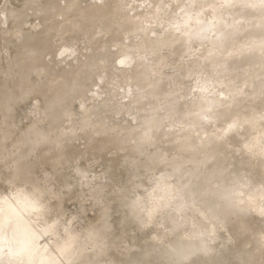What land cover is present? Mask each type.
I'll return each mask as SVG.
<instances>
[{
	"label": "rangeland",
	"instance_id": "rangeland-1",
	"mask_svg": "<svg viewBox=\"0 0 264 264\" xmlns=\"http://www.w3.org/2000/svg\"><path fill=\"white\" fill-rule=\"evenodd\" d=\"M59 1H60L59 3L64 2V0H59ZM137 1H139V2H137ZM153 1L154 0H151V2L153 3L152 4L149 0H145V1L144 0L143 1H141V0H107L106 1L107 3L105 2V4L108 8V12H103L102 9H100V8L105 7V4H102V3L96 4V0H78L76 2H79L81 4L82 3L85 4L86 2L88 3L86 10L85 11H77V10L68 11L66 20L69 21V24L66 27H61V25H60L58 30H56V32L53 31L54 33H57L56 35H54L53 32H51L50 34H48L44 37H41L42 36L41 35L42 30L45 29V27L47 26L46 16L49 17V15L51 14L50 15L51 17H49V18L52 19V21H54L53 23L59 25L62 23V21L65 20L63 11H59V12L53 13V14L49 13V12H51V10L49 11V10L45 9L43 7L42 1L38 0L37 2L41 3L42 5L38 6L35 9L34 13L28 12V14H26V11H30V10L27 7V5L25 4V0H0V60L2 61L1 65H0V85L2 86V87L0 86L2 88L1 91L6 93L7 95H9L10 97H14L16 95L15 94L16 91H14V90L18 89L17 85L20 83L22 85V88H23L22 95H24L22 97L23 99L21 101H19L13 105L14 110L12 112V116H11V118L8 117L6 120L7 124H11L13 126L11 128H7V133H10V134H7L5 126L3 124L1 125V123H3L5 120L2 118V116L0 114V162H2V163H4V162L8 163L9 162L10 164L12 162H14V163L16 162L15 164L12 163V165L15 168L19 167V169H17V170H21V169L23 170L24 169L23 173L25 175H26V173H28L26 171V169H33L32 171L29 170V172L34 171V173L37 174V176L34 178H33L34 173L33 174L30 173L32 175L31 178H30V175H29V177H27L28 174H27V176L22 174L24 177L28 178V181L24 178L25 181H27V182H25V181H23V182H25L26 184L32 178H33L32 182H34V183H35V181L38 182L39 180H44L45 178H48L46 180L49 183V185L46 181H45V185L47 188H49V187L51 188V189L49 188L50 190L48 189L51 192V194L48 191H47V193L51 196L50 200H51V204H53V206H51V204L48 205L50 203L49 202L50 200H49V195L47 193L45 194V191H44L47 189L43 184L44 181H42L40 183V184H43L42 186L41 185L39 186V184L36 185L37 183H35V184L31 183V184H29L28 187H26L27 185L25 183H23V185L20 184L18 187L16 185V183L15 184L13 183L15 180H17V179H15V178H17V176L12 175L13 173L15 174L17 171L11 172V170L13 169L12 165L6 167L7 164L4 163L5 165L4 164L1 165L2 163H0V165H1L0 168L2 166L6 167L5 169L2 167L0 170L1 171L0 173L5 172V174H6L9 172L8 168L10 169L12 167V169H10V172L12 173L11 175L14 176V177H12L13 178L12 179L11 175L8 173L7 174L8 179L5 177L8 180L7 181V180H5L4 175H3L4 179L2 178V180H4V181H2V180L1 181H2V183L3 182L4 183L0 186L3 187V185L5 184V181H7L8 183H6L7 184L6 187H9L11 185L10 190L12 189V186L16 185L15 187H17V189L19 188L18 191L20 192V190H21L20 194H22V195L26 194L25 196L23 195L20 197V194L18 195V193H17L18 191L15 188H13V190L15 189L14 191L17 193L16 197H18L19 201L22 202V203L21 202L19 203V201H18V203H19V205H18V203L16 202V198H15V201H10L11 197L9 198L10 194H13L12 196H15L16 193H14L13 190H11L13 193L11 192L9 194L8 192H10V191L4 190L6 188V187H4L3 191H4V193L6 192L8 195L7 194L5 195L4 193H2L3 192L2 190H1L2 192L0 191L1 192L0 208H1V203L2 204H3V202L5 203V201H2V200L9 199L10 202L9 203L6 202L5 204H3V207L1 208L2 212L0 214H4V212H5L6 216L0 215V220L5 221V219L7 218L6 219L7 222L6 221L5 222L8 225L10 223L11 219H13V221H15L14 218H16V217H19L18 219L23 220V221L28 219L29 217H31L33 215H34V217H36L37 212L34 214H31V210H30V212H28L29 211L27 209L28 207H26L27 204H28V206H30L31 203L33 202V201L31 202V199L33 197L32 195H34V197H36V199L39 197L41 198V200L39 198V200L34 201L35 205L40 206V208H41L40 214L38 213L39 215H38V218L35 220V222H38V219L44 220V218H46L48 213H49L48 217L53 216L55 218V219L51 218V221H50V218H48V217L46 218L47 222L50 221L48 223V225H51L50 227H52V229H50L46 225L47 222L45 220L42 223L43 225L41 224L42 220L41 221L39 220L40 223L39 222H38L39 224L36 223V225H38L37 228H39V231L42 230L44 232L41 231V233H38L39 231L37 228L36 229L24 228L21 230V233L23 232V234H24L26 232L25 235H27V236H25V235L21 236L22 234H20V236H16V239H13L14 236H12L13 241L16 240L14 242L16 243L17 246L16 245H14V246H16L17 248H18V245L20 248V244H21L20 241L22 242L19 252L22 250L21 253H23V252L24 253L21 254L18 252L19 253L18 254L19 256H18L17 254H15V253L13 254V252H12V251H14L13 249L15 248V252L17 253L18 250L16 251V247H13V248L8 247L10 249L12 248V251L6 247L3 249H4V251H5V249H7L8 252L7 251L4 252L6 254V256H4V257H8L9 253H10L9 251H11L12 254H10V256L13 255L12 257H20V256L25 257V258L27 257L26 260H28V257H31V256L28 255L29 251H24V249L30 250V248H32L31 247L32 244L30 243L31 245L29 244V246H28L27 243L29 242V239L28 240H26V239L27 238L36 239L37 236H40L39 237V239L41 238L40 240L36 239L37 241H39L38 243L36 242V247L40 246L39 247L40 249H37V250H42V254H39L40 256L43 255V250H44L43 248H45V250H47L46 247H44L47 245L43 244V243H47L45 241L46 239L52 238L53 239L52 241L56 244L63 242V244L61 243L59 245L65 246V249H66L65 250L64 247L61 246L60 247L61 249L59 250V251H62L61 255H60V252H58V253H55L53 255H50L51 257H49L47 255L48 250L46 251L47 253L44 252V254L46 253V257L47 256L49 257V258H46V259H49V261H50L49 264H53V262L56 264H64V263H67L70 261L73 262V259L78 254H84V255L88 256L89 252L86 249L90 243H94L92 245L90 244V246L93 247V250H95L96 252L99 251V253H101L100 257H98L96 259L97 262L95 261L96 264L98 262L100 264H103V263L109 264L110 263L109 260H111L113 258H115L117 260V262H120V263L123 262V264H128V261H129V264H140V263L146 264L149 261L147 262V261H143V260L147 259V257H145V254L147 252L148 253L146 256L149 257L150 255H152L151 256L152 259H151V257L149 258L150 261L156 260L155 262H157V261H159V259H163L162 257H160L158 252L161 250H164L165 248L168 249L169 247H171L168 237L171 240H173V242H175V243L178 242L176 240H180V237H178L179 235L177 237L171 236V234H173L174 229L175 230L180 229L179 234L185 230V234L187 236L191 235V234H188L189 231L191 233V232L195 231L196 229H198V230H200V232H202L200 234V235H202L201 238L208 236V234H210L209 236H211L212 238H215V239H216V237H218L217 236L218 234L216 233V231H210V230L204 231L203 229L199 228L202 224V222L198 218L199 210L194 209V210L189 211V212L188 211H186V212H183V211L179 212L178 211V210H181V205L183 204L184 200L190 199V197L187 194L184 195L183 193L177 194L176 191L173 189V186L175 185L177 179H181L184 182H186L187 183V184H185L186 188L190 192H192L191 189L194 187H196V189L198 188V189L203 190V188H205L207 185H214V184L219 185L221 183L228 184V182H227L228 171L227 170H229L232 166H234L233 162H232V165H228L232 161V157H230V156H233V158H236V161H238L239 157H237V156L239 153L243 152L245 154L254 156L257 153H259V151L261 150L260 132H259L258 128L256 127L255 123L253 121L249 123V127H248L250 129L249 137L243 144H240L241 148L237 147L239 143L237 142L238 140H236L234 138L230 139L227 143H221L220 142V144L218 145V143L220 141L219 139L225 138L226 136L229 135L230 132H231V134L232 133L238 134L243 129V127L241 125H237V127L233 128L231 130H227L225 132L220 133L217 137L218 139H215V140L211 139L212 141L204 139L203 142L200 141V144L198 145L196 151H194L192 156H185L183 153H181L178 150L166 149L162 146V144L160 142H158L156 139H153V138H155L156 132H158V131L161 132L162 134H165V136L170 137V138H171L170 135H172V137H174L177 133H180L182 131V129H183L182 124L177 123L176 118H175L176 116L175 115H172V116L166 115V113L168 111V108H167L168 104H173V103H177V102L184 103V104H193V103L200 102L198 105V108L201 111V115L204 116L202 118L206 119L205 122L206 123L210 122V124L209 123H208L209 125H207L205 123L203 124V122H201L203 120L201 119V121H200L201 123L199 125H197V128L199 131L208 130V129L212 130L219 125V123H220V121L218 119L219 112H216L214 109H212V106L219 108V106H221V102H218V101H210L209 102V100H212L214 97H217L218 96L217 94L220 93L219 92L220 90L218 87L219 86L218 82H217L216 86H215L216 83H214L215 81H218L217 80L218 78L216 77L218 75V73L215 72L216 73L215 74L214 71H211L209 68H207L209 65V64H207L208 61H206V66H205L206 68L202 69V71L200 70L199 73L196 72L197 75H195L196 74L195 73V74H193L194 77H192L193 75H191L190 77L186 76L188 79L190 78L192 80V83H191L190 79H189L190 80V82H189V80H187V78H185L184 76L183 77L185 79L183 77H181L180 82L179 81H173L172 78L177 76L179 72L181 74V71H182L181 69L183 67L185 69L186 65H189V64L191 65V63H193L196 59H198V57L200 55L199 53L202 54V52H203L202 56L200 55V57H203V55H206L207 51L211 47L210 42L208 40L204 39L205 42L200 43V42H203V40L201 41V39H198L200 41V42H198V40L196 39V36L193 35V33L191 32V31H193L195 33L196 31H198L196 28H197V24L200 22V20L202 22L203 21L202 19L204 18L203 22H205V19H207L208 21L207 20L206 21L210 24L211 27L214 28L213 30H217L218 26H219L218 23H220V22L216 19L217 18L219 19V17H220V20L222 19L220 14H223L222 16L224 18H226L225 17L226 16L225 15V10H226L225 8H227L228 11L231 10L230 11L231 13L230 12L229 13L232 16L229 15L228 11L226 12V14L228 13V18L230 17L233 20V19H235V16H237V12L239 14H242L244 11H246V9H248L249 4L245 3L243 5H237L235 3H232L235 5L224 6L223 1L220 0L221 1V2H219L220 7H221L220 9H222L220 11H222V13L220 11H219L220 14L218 11H217L218 13H215L216 11L214 12V10H213L211 12V14H209L211 8L208 7L207 4L204 5V3L200 0H196V2L194 3V0H193L195 7L192 5V8L197 9L196 7L199 5V3L200 4L202 3L203 8L206 6V9L209 10V12H208V10L205 11L204 10L205 8L198 10L201 7V5H199L200 7L197 9L198 12L201 10L202 11L204 10L207 13H205V12L198 13L197 11L192 9L195 11V13L193 12L195 15L197 12V16H195V15L193 16L191 13L192 10L189 11L190 13L187 11L188 7H189L188 10L191 9L190 7H191L192 0L191 1H189V0H177V2H176V0H159V1L155 0L154 1L155 3ZM160 1H162L163 3L161 4ZM197 1H200V2H197ZM159 2H160V4H159ZM183 3H184V6H183ZM196 3H198V5H196ZM261 3H264V0L252 1V3L250 2V6L254 8L256 6H259ZM140 4H142L141 7H139ZM147 4H150V5L147 6ZM188 4L190 6H188ZM143 5H145L144 6L145 8H148V7L150 8V6H151L150 9H153L154 7H156V8H154V10L151 11L149 8L145 9L144 7H142ZM154 5H156V6H154ZM161 5L163 8L161 7ZM164 6H168L167 8H169V9L166 11V7H164ZM186 6H187V8H186ZM157 7L160 9H158ZM178 7H179V9H177ZM182 8L183 9L186 8L184 11H187L186 13L185 12L181 13L183 16H184V13L186 16L189 13V14H191L190 16L198 18V19L194 18L196 20V22H194L193 24L191 23L192 25H194L195 23L198 22L197 24L194 25L192 30H190L192 25H191V27H189L190 22H187L188 25L187 24L185 25V23L183 22V21H185L184 19H186V18H184V17H186V16H184V17L182 16L183 18L181 17L182 18L181 21L183 20L182 21L183 23L182 22H179V24L176 23V22H178L177 18L180 17V15H181L180 12L183 11ZM223 8H224V10H223ZM137 9L138 10L140 9V11H138V15L141 12L140 17L136 14ZM170 9H171L170 15L172 16L171 19H170V15L168 16ZM145 10L147 11V14L150 11H151V14L152 13L156 14L154 16L155 18L152 20L153 22L150 20V19H152L151 17L153 15L148 14L149 16L148 15L147 16L149 17V19H147L148 17L146 16ZM148 10H149V12H148ZM129 11H131V12H129ZM155 11L157 13H155ZM158 11H161V13L160 12L158 13ZM175 11L177 14L179 12V16L178 15L176 16V13H174ZM162 12H164V14ZM135 14H136V16H135ZM160 14H163V17H161ZM198 14H201V15L199 16ZM216 14H218L219 16L217 15L218 16L217 17ZM141 15L142 16L145 15V16L141 17ZM167 16H168V19H167ZM89 17H93L94 22L92 24L87 25L85 23V20ZM136 18H137V21H136ZM212 18L213 19L215 18V19L212 20ZM164 19L165 20L167 19L168 21L166 20L165 23L163 24ZM139 20L140 21L142 20L141 24L143 25V27H141ZM147 20H150V21L148 22ZM159 20H162V21H159ZM169 20H171V22L175 21L176 25L174 22H173V24H171ZM197 20H199V21H197ZM210 20H211V22L212 21L213 22L211 23ZM226 21H227V18H226ZM155 22H156V24H155L156 27L154 25ZM201 22L199 24H201ZM203 22H202V25L198 24V26L199 27L204 26L205 23H206L205 26L207 25V22H205L204 24H203ZM94 23H95V26H94ZM144 23H147V24H144ZM149 23H152L151 25H154L155 28L153 26L149 25ZM231 23H233V22L231 21ZM158 24H160V26H162V25L163 26L160 28V26ZM170 24H171V26H170ZM215 24H218V25L216 27H214ZM144 25H145V27H144ZM180 25H181V27L177 28ZM182 25H185V26H182ZM148 26H150L149 29L146 28ZM158 26H159V29H162V31H160V32L157 31ZM167 26H168V28H167ZM172 26H174V27L177 26L176 30H179V31L181 28H182L181 31H183V29L185 28L183 31L184 33L181 31L179 33V31H178V33L176 35L177 31L174 30V28H172ZM85 27L88 28L89 32L86 30L88 33H86V31H85V29H87ZM151 27L154 29H152ZM164 27H166V28H164ZM143 28H145V30ZM169 28L174 30V31H172V35H171V31ZM215 28H217V29H215ZM147 29H148V32H147ZM150 29L154 30V31L156 30L160 34L155 33L156 34L155 35L154 32L151 31ZM168 29H169V32H167ZM59 30H63L64 34H62L63 33L62 31H60V33H58ZM163 30H167V31H163ZM149 31H151V32H149ZM187 31H190V33H192L191 36L193 35L195 37V38L192 37L195 42L197 40L196 43L191 44V45H194L193 46L194 48H195V46L197 48L199 46V44L201 45L198 47L200 50L202 48H206L205 49L206 53H205L204 49L201 50L202 52L201 51L199 52V49L196 50V48H195L196 54H197V52H199V53H198V55L193 54L194 56H197V57L193 56L191 58V60H193L191 63H189L191 61V60L189 61V59H190L189 57H191L192 54H189V53L191 51H192L191 53H193L194 49L192 48V50H191V45L190 46L188 45V42H189L188 39L189 38L187 39L188 42L186 41L187 42L186 46H187V49L188 50L190 49L191 51L185 50V52L187 51V53H186L187 56L184 54L185 52L184 53L181 52L182 54L180 53V55H184L181 58H179V56L178 57L176 56V55H178L177 51L175 52V50L173 48H172L173 50L169 48L171 46L167 45L168 46L167 47L168 50H167L166 43L164 45V42H160V44L163 43V45L165 46L164 48L166 50H164L162 45H159V42H158V41H160L159 39L164 40L165 37L168 40L169 35L171 37L176 36L175 38H182V36L184 38V35H185V37H189L190 35L188 36L189 32H187ZM130 32H132V33H130ZM152 32L154 34L153 35L154 38L152 37ZM162 32H164V33L162 34ZM165 32L168 35L167 34L165 35ZM173 32H175V35H173ZM181 33L183 35H180ZM147 34H149V35L151 34V36H149V35L147 36ZM215 34H217V33H215ZM72 35H73V37H72ZM64 36H67V37L64 38ZM191 36H190V38H191ZM68 37H70V39ZM134 39H136V40H134ZM157 39H158V41H157ZM166 39L164 40L165 42H166ZM193 39H191V40L189 39L190 42L191 41L194 42ZM74 41H75V46H74ZM153 41H155V42H153ZM22 42L24 44L23 46L25 47V50L27 51V57L32 59V60H30V63H33V65H34L33 70L30 67H26L27 63L25 64L24 62H20V60L18 59L19 57L15 58L14 61H11L14 55H13L12 50L11 51H9V50L13 46L15 47L17 44L22 45L21 44ZM150 42H153L152 48H153L154 52L153 53H145L147 45ZM190 42H189V44H190ZM207 42H209V44H205ZM30 43L31 44L33 43L35 45V47L33 45L32 46L29 45ZM76 43H77V45H76ZM83 43H84V45H83ZM155 43H158V44L156 45ZM195 44H197V45H195ZM205 45H208V46L205 47ZM209 45H210V47H209ZM86 48H89V50L87 49L88 52L84 51ZM162 48H163L164 52L161 50ZM81 49H83V51ZM7 51H9V53H7ZM165 51H167V52H165ZM168 51H170V52H168ZM171 51L176 53V54H173ZM195 51H194V53H195ZM85 52H87V54ZM171 54H172V56H171ZM165 55H166V57H165ZM122 57H125L126 60L123 59ZM173 57H174V61H171V59L173 60ZM186 57H188L189 59H187ZM86 58H88V59H86ZM117 58H119L121 60V62ZM167 58H168L169 62L171 61V63H169L167 61ZM175 58L178 59V62ZM184 58H186L187 60L185 59L186 60L185 61ZM105 59H107V61ZM128 59H130V61L132 59L131 65H129L130 61ZM180 59L181 60L183 59L185 62L180 61ZM164 60H165V62L167 61L168 63L167 62L165 63ZM10 61H11V63H13L12 65H9ZM128 61H129V64L127 65L126 63H128ZM82 62H84V63H82ZM103 62H104V64H103ZM117 62H118V64H117ZM181 62H183V65H184V63H187V62H188V64L183 66ZM70 63H71V65L74 64L73 67L70 65ZM96 63H97V65H96ZM78 64H80V66ZM142 65H144V67H143V69H140ZM171 65H172V68H171ZM181 65H182V67H181ZM70 66L72 69L70 68ZM95 66H97V67H95ZM123 66H125V67H123ZM178 66H179V68H178ZM75 67H77V68L80 67V69L79 68L77 69ZM81 67H83V69ZM93 67L97 68L98 71L95 72L97 69L95 70ZM118 67L119 68L121 67L120 68L121 70ZM173 67H174V69L176 68V70H175L176 73H174V70H172ZM100 68H102V69H100ZM17 69H18V75L16 76L15 71ZM75 69L81 70V74H82V71H84V69H86V70L83 73L84 75L83 74L81 75L79 73L80 71L76 72L77 70H75ZM90 69H92V70H90ZM208 69H209V71H211V73H213V75L210 72H208ZM108 70H110V72ZM203 70L205 73L207 71V73L204 74ZM25 71H27V72H25ZM39 72H41V73H39ZM69 72H70V74L68 75ZM75 72L77 73L76 75H75ZM94 72H95V74H94ZM102 72L104 74H102ZM90 73H92L91 75H93V76H90ZM105 73H106V75H105ZM109 73L113 76V78L111 75L109 76ZM114 73L116 74V76H114L115 75ZM200 73L202 75H205V76H202ZM42 74H44V75H42ZM172 74L174 75V77ZM198 74H199V76H198ZM208 74H210V75L208 76ZM28 76H30V77H28ZM82 76H83V78H82ZM88 76H90V77H88ZM105 76H107V79H109L110 81H108ZM57 77H58V79H56ZM61 77H63V78H61ZM140 77H143L144 79H146L150 82L160 81L165 86V88L167 89V91H166L167 96L166 95L161 96V95H158V94L153 93V92L139 94L138 90L136 89V84H137V80ZM168 77H169V79H168ZM198 77H200V78H198ZM212 77H213V79H212ZM209 78H211L212 80H214V78H215V81L210 82L208 80ZM41 79H42V81H41ZM43 79H44V81H43ZM183 79H184V81H182V82H184L185 84L188 83L187 87H186V85L181 83V80H183ZM195 79H200V81L197 80L198 81L197 82ZM202 79H203V84L205 82L204 81L205 79H206V82L209 81V83H205L204 85L201 84ZM73 80L75 82H73ZM113 80L115 81V83ZM185 80H186V82H185ZM194 80H195V82H193ZM5 81H7V83ZM27 82H29L30 86H29V84H26ZM42 82H44V84ZM86 82H87V84H86ZM111 82H113V83H111ZM199 82H200V84H199ZM47 83L48 84L50 83V85H48ZM193 83L195 85H192ZM196 83L199 84V86L197 85L199 88L196 86ZM52 84H53V86H52ZM106 84L109 85L110 88ZM112 84L115 86H113ZM131 85H133V86H131ZM189 85L192 86L193 88L196 87L195 89H193L191 87L194 91L190 88ZM206 85H207V87H205ZM111 86H113L115 89ZM125 86L127 88L129 87V89L126 90ZM202 86H204V87H202ZM123 87L125 90L123 89ZM201 87L206 91H204ZM102 88H104V89H102ZM112 88H113V91H112L113 93L110 90ZM187 88L190 90H188ZM197 88L199 89V91H202V94H199L200 92L198 91ZM101 89H102V91H101ZM131 89H133V91ZM108 91L111 93H109ZM129 91L132 93H130ZM189 91H191L193 93V97H191V95H190L191 92L189 93ZM195 91H196L195 94H197V91L199 92L198 95H194ZM203 91L205 93H203ZM136 92H137V94H136ZM211 92L212 93L214 92L215 94L214 93L212 94ZM25 93H27V94L25 95ZM206 93H208V94H206ZM209 94L214 95V96H211ZM166 98H168V100ZM127 100H128V102H127ZM130 100H131V103H130ZM138 100L141 102V104H143L145 106L152 105L155 108V112L157 114L156 116H157L158 120L154 122L155 124H154L153 128L150 130L146 129L144 127L143 121H141L137 117L136 112L139 111L142 107L139 104L140 102H138ZM124 103H125V105H124ZM123 105H124V107L126 105H128V106H126L124 108V107H122ZM33 110H35V111H33ZM127 110H128V112H127ZM32 112H33V114H32ZM34 112H35V114H34ZM36 118L39 120L37 121ZM169 126H172V128L170 129ZM29 128H31V129H29ZM11 130L13 132L12 136H11V134H12ZM100 137H102V140H101V142L100 141L98 142L97 139ZM218 150H220V151H218ZM209 153L214 155V157L212 156L213 159H211V160L207 159V156L210 155ZM262 155H263V157H261L259 159H255V163L258 165L257 170L255 172L249 171L248 164L241 163V162L239 163L240 166H238L237 171H239L241 173V179H239L237 181H235V180L230 181V183H232V184H230L228 186V189H229L228 194L233 195V196L236 195V196H239L241 198L247 197L249 199H252L251 205L249 206V209H250L249 211L251 213H253L256 217L260 218L259 219L260 224L257 226L255 225L254 227H251L250 235H253V236H256L259 238V241H261V243L263 245V252H264V187L260 188L258 186L256 188V186L259 185L258 184L259 180L262 177L264 178V153H262ZM46 159H47V161H46ZM52 159L54 160L56 165H55V163H53ZM49 160H51L52 162ZM48 161L51 164L44 166L43 163L48 162ZM152 161H154V162H152ZM17 162L21 163L23 165L21 167H23V168L20 169L21 164H19ZM24 162L27 164V166L25 165ZM16 164H18V167ZM178 164L183 165V167L181 169L177 170V168H174V167ZM30 165H31V168L28 167ZM216 166H218L219 169L215 171ZM36 167L38 170L36 169ZM43 167H45V168H43ZM54 167L56 169H53ZM39 168L42 171H40ZM51 168L53 170L52 172H51ZM22 170H21V172H22ZM43 170L48 171V173H50V175L51 174L52 175L50 176V175H48V173L47 174L44 173ZM41 172H43V173L41 174ZM53 172H56V173L53 174ZM57 172H58V174H57ZM69 172H71V173H69ZM59 173L60 174L64 173V174L61 175V177H60ZM18 175L20 176V174H18ZM39 175H40V177H43V178L38 177ZM54 175H59V176H54ZM0 176L2 177V175H0ZM56 177H57V179H56ZM66 177H68V178H66ZM9 178H10L11 184L9 183ZM35 178H37L38 180H36ZM49 178L50 179L54 178L53 179L54 181L50 180ZM63 178H65V180ZM11 179H12V181H11ZM61 181H62V183L60 184ZM65 182H67V183H65ZM63 183H64V185H63ZM0 184H1V182H0ZM17 184H19V183H17ZM67 184H70V185H67ZM31 185L34 186L35 188L37 186L35 191H34V189L31 190L32 189ZM20 186H22V188ZM73 186H75V187H73ZM1 187H0V189H2ZM38 187H39V189L44 188V187L46 188V189L44 188V190L42 189L45 196H43L44 195L43 193H42L43 195H41L42 190H40L41 191L40 192ZM146 187H150V189H148L147 192H144ZM23 188H24V191L27 190V188H28V192L25 191L24 193H22ZM71 188L74 190L73 194L70 193L72 196L69 194V190ZM57 190H58V192H57ZM64 190H65V192H64ZM141 190H143V192ZM31 191H34V192L32 193ZM36 191H38L39 194ZM35 192H36V194H34ZM63 192L66 193L67 195L64 194ZM27 193H30L31 195L27 194ZM56 193L59 195L57 196ZM61 193H63V194H61ZM2 194H4V196ZM27 195H28V197L24 198ZM36 195H41L42 197L36 196ZM68 195H70V196L68 197ZM90 195L92 196V198ZM6 196H8L7 199H6ZM155 196H160V198L155 199V201L156 202L158 201V203H159L156 207L158 210V213L155 216V219L154 220L152 219V222L149 221L150 225L147 227V225L141 221L139 213L137 211L138 209L137 208L135 209V206H138L141 203H143V206H144L146 199L149 200V197H155ZM19 197L24 201H22ZM46 197H48V198H46ZM52 197H54V198L56 197V198L54 199ZM62 197L65 199H63ZM42 198H43V203H45V202H47V203L46 204L42 203L41 205L38 203V205H37L36 201L41 202ZM44 198H46V199L44 200ZM25 199H28V200H25ZM68 199H71L70 200L71 203L69 202ZM11 200H14V199H11ZM33 200H34V198H33ZM47 200H49V201H47ZM57 200H58V202H57ZM66 200H67V202H66ZM54 201H56V202L54 203ZM11 202H14L15 204L17 203L16 204L17 206L14 204L15 205V207H14L13 203H11ZM24 202L27 204H25ZM103 202H105V203H103ZM23 203H24L25 207L22 205ZM60 203H62V204H60ZM8 204L11 205L12 208L14 207V209L18 208V210H16V211H19V213H17L15 211L16 216L15 215L13 216V214H11L12 212L11 213L8 212L9 215L11 214L10 216L6 213L7 210H11V207L10 206L8 207ZM20 204H21V208H22L23 213H21V209L19 208ZM65 204H67V206ZM32 205L34 207L33 209H35L34 211H36V208H35L36 206H34L33 203H32ZM43 205H45V209H47L48 211L49 210L51 211V216H50V211L48 212L45 209H43V207H44ZM46 205H48V207L50 206L51 209L48 208ZM4 206H5V209H6V207L10 208V209L5 210ZM22 206L26 209H24ZM56 207L59 209L58 212H57ZM61 207L63 208L62 210H61ZM114 207H116V208L114 209ZM29 208L32 209V206H30ZM40 208L38 207L37 210ZM14 209H12V210H14ZM53 209H54V211H53ZM25 211L28 213H25ZM45 211L48 213L44 214ZM67 211L69 214L67 213ZM55 212L57 214H55ZM20 213H21V215H20ZM24 214H27V215H24ZM41 214H42V216L39 218V216ZM43 215H46V216H43ZM82 215H85L86 218ZM122 215H123V218H122ZM21 216H23L25 219H20ZM27 216H29V217L26 218ZM79 216H80V218H79ZM9 217H11V218H9ZM69 217L71 220H69ZM71 217L73 219L74 218L75 219L77 218V219L73 220ZM47 219H49V220H47ZM79 219H80V222H79ZM121 220H123V221H121ZM13 221H11V223H13ZM54 221L56 222V224ZM59 221H60V225L57 224V223H59ZM52 222H53V224H52ZM65 222H67V223L65 224ZM120 222H122V223L120 224ZM75 223H77V224H75ZM122 224H124V225H122ZM39 225H42V227L46 226V227H44L45 230H43V228L40 227ZM54 226H56V228ZM140 226H142V228ZM63 227H64V229H63ZM67 227H68V229H67ZM71 227H74V228H71ZM78 227H80V228H78ZM54 228H55V230H54ZM189 228H190V230H189ZM47 229H48V231H47ZM82 229H83V231L81 232ZM91 229H92V231H91ZM149 229L152 231H150ZM186 229H187V231H186ZM50 230L53 232L50 233L49 232ZM56 230L58 231L57 235H56V233H57ZM139 230H140V232H139ZM3 231L0 230V232H2L0 234V238H2V240H0V244L2 246L9 245L10 244L9 240L8 241L6 240V238L8 236L7 234H9V231H4V233H3ZM73 231H74V233H73ZM76 231H78V232H76ZM121 231H123V232H121ZM135 231H136V233H135ZM156 231H157V233L154 234V232H156ZM164 231H165V233H164ZM90 232L92 233V235ZM151 232H152V234H151ZM166 232H168V235H166ZM28 233L31 235V237H28V236H30V235H28ZM44 233H46V234L48 233L49 235L48 234L44 235ZM60 233L63 234L62 235V241L59 238V237H61ZM147 233H148V235H146ZM38 234H40V235H38ZM82 234H84V235H82ZM42 235H43V238H42ZM93 235L95 237H93ZM53 236L54 237L59 236L58 237L59 240L57 239V237H55V239H54ZM116 236L117 237L119 236V237L117 238ZM159 236H161V238ZM165 236H166V238H165ZM17 237H18V241H17ZM22 237L26 238L25 241H22V239H23ZM73 237H74V239H72ZM76 237L81 238V239H77ZM86 237L89 239H87ZM132 237H134L135 239L134 238L131 239ZM195 238L196 237L193 236V238L191 239L190 242H192V241L194 242V241L199 239V238H197V239H195ZM64 239H65V241H64ZM85 239H87V240H85ZM155 240L157 241V243ZM41 241H43V242H41ZM146 241H148V242H146ZM150 241L151 242L153 241V243H150ZM18 242L20 244H18ZM23 242L26 243V246H25V243H23ZM73 242H76L75 245ZM80 242L84 245H82ZM88 242H90V243H88ZM124 242L126 244H124ZM127 242H129V243H127ZM160 242H161V244H158ZM40 243H42L43 246H42V244L39 245ZM145 243H146V245H145ZM23 244H24V246L22 247ZM137 244L142 245V249L140 250L142 252H140L139 250H137V252L136 251L133 252V246L137 245ZM125 245H126V247H125ZM147 245H150L151 247L147 246ZM85 246H86V248H85ZM24 247H27L28 249L24 248ZM22 248H24V249H22ZM47 248H48V246H47ZM73 248H75V249L73 250ZM1 249L2 248H0V251H1L0 253L4 254L2 251L3 249L2 250ZM68 249H70L69 252H68ZM102 249L104 250V253L100 252ZM130 249H131V251H130ZM78 250H80V251L82 250L83 252L81 251V253H80ZM39 252H41V251H39ZM132 252H133V256L131 255ZM24 254L25 255L27 254V256H23ZM68 254H69V257H68ZM55 255L57 257V261H56ZM57 255L58 256L60 255V256L58 257ZM64 255H66V257ZM73 256H74V258H72ZM0 257L2 259L1 255H0ZM60 257L61 258L63 257V258L61 259ZM70 257H71V259H69ZM153 257H155V258H153ZM157 257H160V258H157ZM50 258H51V260L54 259V260H52L53 262H51ZM124 258L126 260H124ZM131 258L134 259L133 260L134 262H132ZM1 259H0V261H1ZM4 259H6V258H4ZM136 259H137V261H135ZM196 259L199 260L198 257H196ZM62 260H63V262H62ZM68 260H70V261H68ZM141 260H142V262H141ZM47 261L45 260L46 264H48ZM1 263H2V261H1ZM116 264H118V263H116Z\"/></svg>",
	"mask_w": 264,
	"mask_h": 264
},
{
	"label": "bare ground",
	"instance_id": "bare-ground-1",
	"mask_svg": "<svg viewBox=\"0 0 264 264\" xmlns=\"http://www.w3.org/2000/svg\"><path fill=\"white\" fill-rule=\"evenodd\" d=\"M38 0H25V4L27 5V7L29 8V10L30 11H26V14H28V12H31V13H34L35 12V9L38 7V6H40V5H42L41 3H38L37 2ZM42 1V3H43V7L45 8V9H47V10H51V12H49V13H57V12H59V11H63L64 12V21H62V23L61 24H55V23H53L54 21H52V19H50L49 17H51L50 15H49V17L48 16H46V23H47V26L45 27V29H43L42 30V32H41V37H44V36H46V35H48V34H50L51 32H53V31H55L56 32V30H58V28H59V26L61 25V27H66L68 24H69V21H67L66 20V17H67V12L68 11H71V10H77V11H85L86 10V7L88 6V3L86 2L85 4L84 3H79V2H76V1H78V0H64V2H62V3H59L60 1L59 0H41ZM107 0H96V4H105V2H106ZM141 1H143V0H141ZM145 1V0H144ZM150 2H151V0H149ZM155 1V0H154ZM153 1V2H154ZM157 1H159V0H157ZM189 1H191V0H189ZM200 1H202L203 3H204V5L205 4H207V6L208 7H210L211 9H210V12H209V10L208 9H206V6L203 8V4L201 3H199V5H201V7L198 5V3H196V5H198L196 8L198 9L199 7V9L198 10H200V9H204L205 11H207L208 10V12H209V14H211V12L214 10V12L215 13H218L220 10H222V9H220L221 7H220V4H219V2H221L220 0H200ZM200 1H197V2H200ZM223 1V4H224V6H231V5H235V4H237V5H243V4H245V3H248L249 4V7H248V9H246V11H244L242 14H239L238 12H237V16H235V19H231L230 17V19L228 18V13L231 11V10H229L228 11V9L227 8H225L226 10H225V17L227 18V21H226V18H224L222 15L223 14H220V12L222 13V11H220L219 12V14H220V16L222 17V19L220 20V17H219V19L217 18L216 20H218L220 23H218L219 24V26H218V29L217 28H215V29H217V30H213L214 28L213 27H211L210 26V24L207 22L208 20L207 19H205V22H207V25L205 26V22H203L204 21V18L202 19L203 21V24H204V26H198V24L201 22V20H200V22L197 24V23H195V24H197V30L198 31H196L195 33L193 32V31H191L192 33H193V35H195L196 36V39L198 40V39H201V41L203 40V42H200L199 40H198V42H200V43H204L205 41H204V39L205 40H208L209 42H210V45H211V47H210V45H209V50L207 51V53H206V48H202L201 50H203L204 49V51H205V53H206V55H203V57H200V55L202 56V54H203V52L198 48L199 46H201L200 44H199V46L196 48V46H195V48H196V50H198L199 49V52L201 51L202 52V54L201 53H199V52H197V54H196V51H195V48L193 47L194 45H191V44H193V43H196L197 42V40H196V42L194 41V39L192 38V37H194L193 35L191 36V34L192 33H190V31H187V32H189L188 33V36L190 35L191 36V38H190V36L189 37H185V35H184V38H183V36H182V38H175L176 36H173V37H171L170 35L168 36L169 37V39L167 40L166 39V37H165V39H166V42L164 41V40H161V39H159L160 41H158V39H157V41L159 42V45H162V47L164 48L165 46V43H166V48L168 47L167 45H169V46H171V47H169L170 49H174L175 50V52L177 51V54L178 55H176L177 57L179 56V58H181L182 56H184V55H180V53L181 52H185V50H187V51H191L192 50V48L194 49L193 50V53H189V54H192V56L191 57H186L187 59H189V61L191 60V58L194 56L193 54H196V55H198V53L200 54L199 55V57H198V59H196L193 63H191L193 60H191L189 63H191V65L189 66V65H186V64H188V62L187 63H184V65H186L185 66V69H184V67L181 69L182 71H181V74H180V72L178 73V75L177 76H175L174 77V75H173V77L174 78H172L173 79V81H179L180 82V79H181V77H185V78H187L186 76H191V75H193V74H195L196 72L197 73H199V71L201 70L202 71V69H204V68H206L205 66H206V61H208L207 62V64H209L208 65V67L207 68H209L211 71H214V73L216 72V73H218V75L216 76L218 79V81H215V78H214V80H212L213 79V77H212V79L211 78H209L208 80L210 81V82H212V81H215L214 83H216L215 84V86L217 85V82H218V87H219V94H217L218 96L217 97H214L212 100H209V102L210 101H218V102H221V106H219V108H217V107H214V106H212V109H214L216 112H219V116H218V119H219V121H220V123H219V125L217 126V127H215L214 129H208V130H203V131H199L198 130V128H197V125H199L201 122H203V124L205 123V124H207V125H209L210 124V122H205V120L206 119H203L202 117H204L203 115H201V111H200V109L198 108V105H199V103L200 102H198V103H193V104H184V103H179V102H177V103H173V104H168V111H167V113H166V115L167 116H172V115H175L176 117V121H177V123H179V124H182V127H183V129H182V131L180 132V133H177L174 137H172V135H170L171 136V138L170 137H167V136H165V134H162L161 132H156V135H155V138H153V139H156L158 142H160L161 144H162V146L164 147V148H166V149H174V150H178V151H180L181 153H183L185 156H192V154L194 153V151H196V149H197V147H198V145L200 144V141H204V139H207V140H215V139H218L217 137H218V135L220 134V133H222V132H225V131H227V130H231V129H233V128H235V127H237V125H241L242 127H243V129L237 134V133H232L231 134V132L229 133V135L228 136H226L225 138H222V139H219L220 141H219V143H218V145L220 144V142L221 143H227L230 139H232V138H234V139H236V140H238L237 142L239 143L238 144V146L237 147H239V148H241L240 147V144H243L247 139H248V137H249V132H250V129L248 128L249 127V123L250 122H254L255 123V125H256V127L258 128V130H259V132H260V142H261V150L259 151V153H257L256 155H248V154H245V153H239L238 154V156L237 157H239V160L238 161H236V158H233V156H230V157H232V161L228 164V165H232V162H233V164H234V166H232L229 170H227L228 171V179H227V182H228V184H224V183H221V184H219V185H217V184H214V185H207L205 188H203V190L202 189H196V187H194V188H192L191 189V191L192 192H190L189 190H187V188H186V185L185 184H187L186 182H184L183 180H181V179H177L176 180V183H175V185L173 186V189L176 191V193L177 194H180V193H183L184 195L185 194H187L189 197H190V199H186V200H184V202H183V204L181 205V210H178L179 212L181 211H183V212H186V211H192V210H199V213H198V218H199V220L202 222V224H201V226L199 227L200 229H203L204 231H206V230H210V231H216V233L218 234L217 236L218 237H216V239L215 238H212L211 236H209L210 234H208V236H206V237H202L201 238V236L202 235H200L202 232H200V230H198V229H196L195 231H193V232H191L190 233V231H189V233L188 234H191V235H189V236H187L186 234H185V230L184 231H182V233H180L179 234V232H180V229H178V230H175L174 229V231H173V234H171V236H173V237H177L178 235V237H180V240H176V241H178L177 243H175V242H173V240H171L168 236V239H169V242H170V246L171 247H169L168 249H164V250H161V251H159L158 253H159V255H160V257H162L163 259H159V261H157V262H155L154 260H149V258L152 256V255H150L149 257L148 256H146L147 255V253L145 254V257H147V259H145V260H143V261H149L148 263H146V264H264V252H263V245H262V243H261V241H259V238L258 237H256V236H253V235H250V232H251V227H254L255 225L257 226V225H259L260 224V221H259V217H256L253 213H251L249 210V206L251 205V201H252V199H249V198H247V197H243V198H241V197H239V196H236V195H229L228 193H229V189H228V186L230 185V184H232V183H230V181H237V180H239V179H241V173L239 172V171H237L238 170V166H240L239 165V163L241 162V163H246V164H248V166H249V171H252V172H255L256 170H257V164L255 163V159H259V158H261V157H263V155H262V153H264V3H261L259 6H256V7H251L250 6V2L252 3V1H256V0H222ZM137 2H139V1H137ZM161 2V4L163 3L162 1H160ZM160 2H159V4H160ZM176 2H177V0H176ZM188 2V1H187ZM196 2V0H194V3ZM107 3V2H106ZM142 3V2H141ZM148 3V2H147ZM152 3V2H151ZM150 3V4H151ZM155 3V2H154ZM179 3V2H178ZM194 3H193V0H192V2H191V9L190 10H188V8H187V6H186V8H187V11L189 12V11H191L192 9H194L195 11H197L198 12V10L197 9H195V8H192V5L195 7V5H194ZM232 3H235V4H232ZM150 4H147V6H149ZM153 4V3H152ZM151 4V5H152ZM180 4V3H179ZM190 4V3H189ZM188 4V6H190ZM258 4V3H257ZM141 5L142 4H140V6L139 7H141ZM187 5V4H186ZM58 6V7H57ZM145 5H143L142 7H144ZM154 6H156V5H154ZM158 6V5H157ZM160 6V5H159ZM173 6V5H172ZM183 6H184V3H183ZM138 7V8H139ZM153 7V6H152ZM161 7H162V5H161ZM164 7H166V11L169 9V8H167L168 6H164ZM145 8V7H144ZM149 8V7H148ZM148 8H145V9H148ZM150 8H151V6H150ZM149 8V9H150ZM154 8H156V7H154ZM154 8L153 9H150L151 11H153L154 10ZM158 8V7H157ZM163 8V7H162ZM172 8V7H171ZM181 8V7H180ZM185 8V9H186ZM100 9H102V11L103 12H108V8H107V6H106V4H105V7H103V8H100ZM158 9H160V8H158ZM165 9V8H164ZM177 9H179V7L177 8ZM176 9V10H177ZM183 9V8H182ZM185 9H183V11H181L180 12V14L181 13H183V12H187V11H184ZM143 10V9H142ZM141 10V11H142ZM194 10H192L191 11V13H192V15L194 16L195 14V11ZM199 11L198 13H200V12H205V11ZM223 10H224V8H223ZM138 11H140V9L138 10L137 9V15H138ZM151 11L149 12V10H148V14H150V15H153L151 18L152 19H150L151 21L155 18L154 16L156 15V14H151ZM163 11V10H162ZM180 11V10H179ZM218 11V12H217ZM228 11V13L226 14V12ZM129 12H131V11H129ZM145 12H146V16L148 15L147 14V11L145 10ZM144 12V13H145ZM161 13V11H158V13ZM170 12H171V9H170V11H169V14H168V16L170 15ZM194 12V13H193ZM197 12H196V15L195 16H197ZM242 12V11H241ZM143 13V12H142ZM155 13H157L156 11H155ZM163 14H164V12H162ZM174 13H176V11L174 12ZM173 13V14H174ZM185 13H184V16H186L185 15ZM190 13V12H189ZM188 13V15L186 16V17H184L182 14L180 15V17H178L177 18V20H178V22H176L177 24H179V22H182L181 21V19L184 17V18H186V19H184L185 21H183L184 23H185V25L187 24V22H190L189 24V27H191V25L194 23V22H196V20L194 19V18H196V17H193V16H190L191 14H189ZM205 13H207V12H205ZM204 13V14H205ZM231 13V12H230ZM230 13H229V15H230ZM233 13V12H232ZM70 14V13H69ZM131 14V13H130ZM136 14H135V16H136ZM140 14H141V12L139 13V17H140ZM163 14H160L161 15V17H163ZM166 14V13H165ZM202 14V13H201ZM201 14H198L199 16L201 15ZM213 14V13H212ZM235 14V13H234ZM61 15V14H60ZM158 15V14H157ZM167 15V14H166ZM165 15V16H166ZM179 16V12H178V14L176 13V16ZM214 15V14H213ZM212 15V16H213ZM218 14H216V16H217ZM62 16V15H61ZM143 16H145V15H143ZM142 15H141V17H143ZM149 16V15H148ZM147 16V17H148ZM168 16H167V19H168ZM183 16V17H182ZM198 16V17H199ZM211 16V15H210ZM219 16V15H218ZM217 16V17H218ZM230 16H232V15H230ZM158 17V16H157ZM156 17V18H157ZM160 17V16H159ZM182 17V18H181ZM215 17V16H214ZM58 18V17H57ZM172 18V16L170 15V19ZM175 18V17H174ZM140 19V18H139ZM147 19H149V17L147 18ZM159 19V18H158ZM157 19V20H158ZM166 19V20H167ZM196 19H198V18H196ZM209 19V18H208ZM215 19V18H214ZM213 18H212V20H214ZM229 19V20H228ZM144 20V19H143ZM150 20H147L148 22L150 21ZM165 19L163 20V24L165 23V21H166ZM174 20V19H173ZM207 20V21H206ZM215 20V21H216ZM136 21H137V18H136ZM140 21V20H139ZM142 21V20H141ZM141 21L139 22L140 24H141ZM146 21V22H147ZM159 21H162V20H159ZM168 21V20H167ZM170 21V23L171 24H173V22L175 23V21H173V22H171V20H169ZM197 21H199V20H197ZM214 21V22H215ZM229 21V22H228ZM231 21L233 22V23H231ZM83 22V21H82ZM94 22V18L93 17H89V18H87L86 20H85V23L87 24V25H89V24H92ZM153 22V21H152ZM182 22V23H183ZM202 22H201V24H199V25H202ZM210 22H211V20H210ZM213 22V21H212ZM211 22V23H212ZM217 22V21H216ZM215 22V23H216ZM235 22V23H234ZM138 23V22H137ZM138 23V24H139ZM160 23V22H159ZM176 23H175V25H176ZM192 23V24H191ZM229 23V24H228ZM232 25H231V24ZM139 24V25H140ZM144 24H147V23H144ZM152 23H149V25H151ZM156 24V22L154 23V25ZM169 24V23H168ZM171 24H170V26H171ZM181 24V23H180ZM194 24V25H195ZM214 24V23H213ZM218 24H215V26L214 27H216ZM154 25H151V26H153L154 27ZM159 26H160V24H158ZM185 25H182V26H185ZM188 25V24H187ZM194 25H192V27L190 28V30H192V28L194 27ZM94 26H95V23H94ZM159 26L157 27V31H162V29H159ZM163 26V25H162ZM162 26H160V28L162 27ZM169 26V27H170ZM141 27H143V25L141 24ZM144 27H145V25H144ZM149 27L150 26H148V27H146V28H148L149 29ZM155 27H156V25H155ZM154 27V28H155ZM177 27V26H176ZM176 27H174V26H172V28H174V30H176ZM181 27V25L179 26V27H177V28H180ZM84 28V27H83ZM85 28H87V27H85ZM152 28V27H151ZM154 28H152V29H154ZM164 28H166V27H164ZM167 28H168V26H167ZM199 28V29H198ZM111 29V28H110ZM114 29V28H113ZM144 30H145V28H143ZM148 29H147V32H148ZM170 29V28H169ZM169 29H168V31L167 30H163V31H167V32H169ZM182 29V28H181ZM181 29H180V31H181ZM185 29V28H184ZM184 29H183V31H184ZM88 31V28L87 29H85V31ZM151 30V29H150ZM174 30H172V29H170V31H171V35H172V31H174ZM187 30V29H186ZM189 30V29H188ZM60 31H62L63 33L62 34H64V31L63 30H59V32L58 33H60ZM72 31V30H71ZM86 31V33H88ZM133 31V30H132ZM151 31H153L154 32V34L155 33H157V34H160L159 32H157L156 30V32L154 31V30H151ZM151 31H149V32H151ZM177 32H176V35H177V33H178V31L179 30H176ZM180 31H179V33H180ZM183 31H181V32H183ZM153 32H152V37H153ZM186 32V33H187ZM71 33V32H70ZM91 33V32H90ZM130 33H132V32H130ZM164 32H162V34H163ZM184 33V32H183ZM185 33V34H186ZM215 33H217V34H215ZM53 34L54 35H56L57 33H54L53 32ZM67 34V33H66ZM72 34V33H71ZM161 34V35H162ZM167 33L165 32V35H166ZM215 34V35H214ZM52 35V34H51ZM87 35V34H86ZM149 34H147V36H148ZM156 35V34H155ZM168 35V34H167ZM173 35H175V32H173ZM179 35V34H178ZM180 35H183L182 33L180 34ZM53 36V35H52ZM59 36V35H58ZM68 36V35H67ZM67 36H64V38H66ZM149 36H151V34L149 35ZM159 36V35H158ZM40 37V36H39ZM40 37V38H41ZM72 37H73V35H72ZM151 37V38H152ZM171 37V38H170ZM180 37V36H179ZM61 38V37H60ZM69 39H70V37H68ZM154 38V37H153ZM158 38V37H157ZM191 39H193V41L194 42H190V40ZM195 38V37H194ZM187 39H188V41L190 42V44H189V42L187 41ZM25 40V39H24ZM72 40V39H71ZM134 40H136V39H134ZM156 41V40H155ZM155 41H153V42H155ZM188 42V45L190 46L191 45V50L189 49H187V46H186V44H187V42ZM34 42V41H33ZM153 42H150L148 45H147V48H146V50H145V53H153L154 51H153V48H152V45H153ZM160 42H164V45H163V43H161L160 44ZM209 42H207V43H205V44H209ZM36 43V42H35ZM22 45H16L14 48L12 47L9 51H11L12 50V52H13V58H12V60L11 61H14V59L15 58H17V57H19L18 59L20 60V62H24L25 64L27 63V66L26 67H30L32 70H33V63H30V60H32V59H30L29 57H27V51L25 50V47L23 46L24 44H23V42L21 43ZM156 45L158 44V43H155ZM198 44V43H197ZM197 44H195V45H197ZM27 45V44H26ZM29 45H33L34 47H35V45L32 43H30ZM76 45H77V43H76ZM79 45V44H78ZM83 45H84V43H83ZM74 46H75V41H74ZM188 46V47H189ZM208 45H205V47H207ZM160 47V46H159ZM84 48V47H83ZM163 48L161 49L163 52H164V50H166L165 48H164V50H163ZM89 50V48H86L84 51H87L88 52V50ZM172 49V50H173ZM82 51H83V49H81ZM167 50H168V48H167ZM9 51H7V53H9ZM187 51L184 53L185 55H186V53H187ZM194 51H195V53H194ZM63 52V51H62ZM87 52H85L86 54H87ZM120 52V51H119ZM165 52H167V51H165ZM168 52H170V51H168ZM172 52V51H171ZM179 52V53H178ZM173 54H176V53H174V52H172ZM12 54V53H11ZM89 54V53H88ZM122 54V53H121ZM127 54V53H126ZM182 54V53H181ZM16 55V56H15ZM125 55V54H124ZM163 56V55H162ZM171 56H172V54H171ZM170 56V57H171ZM174 56V55H173ZM175 56V57H176ZM187 56V55H186ZM12 57V56H11ZM103 57V56H102ZM121 57V56H120ZM119 57V58H120ZM128 57V56H127ZM165 57H166V55H165ZM194 57H197V56H194ZM119 58H117V59H119ZM123 59H125V57H122ZM172 58V57H171ZM170 58V59H171ZM186 58H184V60L186 59ZM86 59H88V58H86ZM121 59V58H120ZM119 59V61L121 62V60ZM161 59V58H160ZM176 59V58H175ZM186 59V60H187ZM194 59V58H193ZM22 60V61H21ZM85 60V59H84ZM106 61H107V59H105ZM126 60V59H125ZM129 61H130V59H128ZM162 60V59H161ZM177 60V62H178V59H176ZM183 59L181 60L180 59V61H183V62H185ZM11 61H10V63H9V65H12L13 63H11ZM88 61V60H87ZM104 61V60H103ZM118 61V62H119ZM129 61H128V63H126L127 65L129 64ZM167 61H168V58H167ZM166 61V62H167ZM171 61H174V57H173V60L171 59ZM171 61L169 62V63H171ZM179 61V62H180ZM37 62V61H36ZM93 62V61H92ZM118 62H117V64H118ZM131 62H132V59H131V61H130V64L129 65H131ZM164 62H165V60H164ZM165 62V63H166ZM167 62V63H168ZM176 62V63H177ZM183 62H181L182 63V65H183ZM1 63H2V61L0 60V65H1ZM17 63V62H16ZM38 63V62H37ZM82 63H84V62H82ZM88 63V62H87ZM116 63V62H115ZM69 64V63H68ZM103 64H104V62H103ZM29 65V66H28ZM70 65H71V63H70ZM73 65L74 64H72L71 66L73 67ZM79 66H80V64H78ZM96 65H97V63H96ZM99 65V64H98ZM116 65V64H115ZM126 65V66H127ZM175 65V64H174ZM182 65H181V67H182ZM183 65V66H184ZM71 66H70V68H71ZM93 66V65H92ZM118 66V65H117ZM95 67H97V66H95ZM99 67V66H98ZM123 67H125V66H123ZM143 67H144V65H142L141 66V68L140 69H143ZM169 67V66H168ZM180 67V68H181ZM37 68V67H36ZM69 68V67H68ZM75 68H77V67H75ZM79 69H80V67H78ZM77 68V69H78ZM82 69H83V67H81ZM85 68V67H84ZM94 68V67H93ZM119 68V67H118ZM117 68V69H118ZM121 68V67H120ZM119 68V69H120ZM134 68V67H133ZM171 68H172V65H171ZM178 68H179V66H178ZM72 69V68H71ZM74 69V68H73ZM77 69H75V70H77ZM95 70L97 69V68H94ZM100 69H102V68H100ZM114 69V68H113ZM184 69V70H183ZM209 69H208V72H210L211 73V71H209ZM86 69H84V71H85ZM90 70H92V69H90ZM115 70V69H114ZM121 70V69H120ZM172 70H174V73H176V68L174 69V67H173V69ZM207 70V69H206ZM205 70V71H206ZM62 71V70H61ZM70 71V70H69ZM80 71V72H79ZM84 71H82V74L84 73ZM98 71V69L95 71V72H97ZM109 72H110V70H108ZM178 71V70H177ZM16 73H15V75L17 76L18 75V69L15 71ZM22 72V71H21ZM25 72H27V71H25ZM67 72V71H66ZM71 72V71H70ZM70 72L68 73V75L70 74ZM76 72H79L80 74H81V70H77ZM75 72V75L77 74ZM92 72V71H91ZM95 72H94V74H95ZM105 72V71H104ZM114 72V71H113ZM116 72V71H115ZM39 73H41V72H39ZM72 73V72H71ZM78 73V74H79ZM89 73V72H88ZM117 73V72H116ZM197 73L195 74V75H197ZM202 73V72H201ZM200 73V74H201ZM203 73L204 74H206L207 73V71H206V73L204 72V70H203ZM215 73V74H216ZM65 74V73H64ZM81 74V75H82ZM92 73H90V76H93V75H91ZM102 74H104L103 72H102ZM115 74V73H114ZM212 75H213V73H211ZM214 74V75H215ZM7 75V74H6ZM42 75H44V74H42ZM62 75V74H61ZM84 75V74H83ZM86 75V74H85ZM105 75H106V73H105ZM108 75V74H107ZM111 74L109 73V76H110ZM176 75V74H175ZM202 75V74H201ZM210 74H208V76H209ZM211 75V76H212ZM11 76V75H10ZM40 76V75H39ZM90 76H88V77H90ZM112 76V75H111ZM114 76H116V74L114 75ZM198 76H199V74H198ZM202 76H205V75H202ZM28 77H30V76H28ZM66 77V76H65ZM106 77V79H107V76H105ZM183 77V78H184ZM192 77H194V75L192 76ZM43 78V77H42ZM61 78H63V77H61ZM75 78V77H74ZM77 78V77H76ZM82 78H83V76H82ZM112 78H113V76H112ZM111 78V79H112ZM184 78V79H185ZM198 78H200V77H198ZM8 79V78H7ZM56 79H58V77L56 78ZM94 79V78H93ZM98 79V78H97ZM167 79V78H166ZM168 79H169V77H168ZM184 79L183 80H181V83H183L184 85H186V87H187V84L188 83H184V82H182V81H184ZM190 79V78H189ZM188 78H187V80H189ZM194 79V78H193ZM211 79V80H210ZM55 80V79H54ZM87 80V79H86ZM108 81H110L109 79H107ZM191 80V79H190ZM190 80H189V82H190ZM196 81L197 80H199L200 81V79H195ZM195 80L193 81V82H195ZM41 81H42V79H41ZM43 81H44V79H43ZM90 81V80H89ZM92 81V80H91ZM114 81V80H113ZM205 82H204V84L205 83H209V81H207L206 82V79L204 80ZM6 83H7V81H5ZM56 82V81H55ZM73 82H75L74 80H73ZM117 82V81H116ZM131 82V81H130ZM185 82H186V80H185ZM188 82V81H187ZM198 82V81H197ZM43 84H44V82H42ZM53 83V82H52ZM59 83V82H58ZM111 83H113V82H111ZM114 83H115V81H114ZM191 83H192V80H191ZM190 83V84H191ZM24 84V83H23ZM26 84H29V82H27ZM48 84V83H47ZM86 84H87V82H86ZM96 84V83H95ZM108 84V83H107ZM106 84V85H107ZM110 84V83H109ZM199 84H200V82H199ZM199 84H197L196 83V86L198 85L199 86ZM201 84H203V79H202V82H201ZM203 84V85H204ZM3 85V84H2ZM48 85H50V83L48 84ZM111 85V84H110ZM113 85V84H112ZM130 85V84H129ZM192 85H195L194 83L192 84ZM1 86V85H0ZM29 86H30V84H29ZM52 86H53V84H52ZM51 86V87H52ZM107 86H109V85H107ZM113 86H115V85H113ZM113 86H111V87H113ZM127 86V85H126ZM125 86V87H126ZM131 86H133V85H131ZM190 86V85H189ZM197 86V87H198ZM2 87V86H1ZM0 87V114H1V116H2V118L5 120L3 123H1V125L3 124L4 126H5V128H6V133H7V128H11V127H13L11 124H7L6 123V120H7V118L9 117V118H11V116H12V112H13V110H14V104H16L17 102H19V101H21L23 98V96L24 95H22V90H23V88H22V85L19 83L18 85H17V90H14V91H16L15 92V96L14 97H10L9 95H7L6 93H4V92H2L1 90H2V88ZM106 87V86H105ZM192 86H190V88H191ZM202 87H204V86H202ZM201 87V88H202ZM205 87H207V85L205 86ZM39 88V87H38ZM54 88V87H53ZM109 88H110V86H109ZM114 88V87H113ZM113 88L112 89H110L111 90V92L113 91ZM193 88V87H192ZM191 88V89H192ZM196 88V87H195ZM195 88H193V89H195ZM199 88V87H198ZM197 88V89H198ZM200 88V89H201ZM52 89V88H51ZM102 89H104V88H102ZM102 89H101V91H102ZM115 89V88H114ZM123 89H124V87H123ZM127 89H129V87L127 88L126 87V90ZM136 89L138 90V93L139 94H141V93H151V92H153V93H156V94H158V95H161V96H163V95H166L167 93H166V91H167V89L165 88V86L160 82V81H153V82H150V81H148V80H146V79H144L143 77H140L138 80H137V84H136ZM184 89V88H183ZM188 89V88H187ZM192 89V90H193ZM203 89V88H202ZM201 89V90H202ZM54 90V89H53ZM109 90V89H108ZM109 90V91H110ZM125 90V89H124ZM123 90V91H124ZM132 91H133V89H131ZM188 90H190V89H188ZM204 90V89H203ZM56 91V90H55ZM108 91V92H109ZM136 91V90H135ZM194 91V90H193ZM198 91H199V89H198ZM197 91V94H195L196 93V91L194 92V95H198V93L199 94H202V91H199L198 92ZM204 91H206V90H204ZM203 91V93H205ZM25 92V91H24ZM54 92V91H53ZM111 92H109V93H111ZM126 92V91H125ZM130 92V91H129ZM191 91H189V93H190ZM113 93V92H112ZM127 93V92H126ZM130 93H132V92H130ZM172 93V92H171ZM192 93V92H191ZM190 93V95H191V97H193V93L191 94ZM210 93V92H209ZM212 93V92H211ZM214 93V92H213ZM212 93V94H213ZM27 93H25V95H26ZM121 94V93H120ZM128 94V93H127ZM126 94V95H127ZM136 94H137V92H136ZM206 94H208V93H206ZM215 94V93H214ZM111 95V94H110ZM172 95V94H171ZM209 95H211V94H209ZM129 96V95H128ZM127 96V97H128ZM167 96V95H166ZM200 96V95H199ZM198 96V97H199ZM208 96V95H207ZM211 96H214V95H211ZM111 97V96H110ZM139 97V96H138ZM197 97V96H196ZM27 98V97H26ZM122 98V97H121ZM127 99V98H126ZM167 100H168V98H166ZM123 100V99H122ZM137 100V99H136ZM125 101V100H124ZM127 102H128V100H127ZM138 102H140L139 100H138ZM130 103H131V100H130ZM123 104V103H122ZM121 104V105H122ZM142 107H141V109L139 110V111H137L136 112V114H137V117L141 120V121H143V123H144V127L146 128V129H152L153 128V126H154V122L155 121H157L158 120V118H157V114H156V112H155V108H154V106H152V105H148V106H145V105H143V104H141V102L139 103ZM124 105H125V103H124ZM124 105L122 106V107H124ZM126 106H128V105H126ZM125 106V107H126ZM124 107V108H125ZM39 108V107H38ZM41 109V108H40ZM128 109V108H127ZM129 110V109H128ZM128 110H127V112H128ZM33 111H35V110H33ZM39 112V111H38ZM117 113V112H116ZM32 114H33V112H32ZM34 114H35V112H34ZM33 117V116H32ZM206 118V117H205ZM201 119L203 120V121H201ZM36 120L38 121L39 119H37L36 118ZM208 120V119H207ZM201 121V122H200ZM212 121V120H211ZM36 122V121H35ZM34 122V123H35ZM214 122V121H213ZM209 123V124H208ZM36 124V123H35ZM123 125V124H122ZM213 125V124H212ZM170 127V129L172 128V126H169ZM29 129H31V128H29ZM2 130V129H1ZM10 130V129H9ZM124 130V129H123ZM166 130V129H165ZM11 136L13 135V132H12V130H11ZM15 133V132H14ZM7 134H10V133H7ZM6 135V134H5ZM225 139V140H224ZM101 140H102V137H100V138H98L97 139V141L99 142H101ZM211 140V141H212ZM218 151H220V150H218ZM210 154V153H209ZM214 157V155L213 154H210L209 156H207V159H209V160H211V159H213V157ZM229 157V156H228ZM53 160V159H52ZM158 160V159H157ZM46 161H47V159H46ZM49 161H51V160H49ZM44 162L43 163V165L44 166H46V165H49V164H51L50 162ZM236 161V162H235ZM36 162V161H35ZM52 162V161H51ZM152 162H154V161H152ZM0 163H2V162H0ZM5 163V162H4ZM4 163H2L1 165H3ZM13 164H15L14 162H12ZM12 163L10 164L9 162L7 163H5V164H7L6 165V167L7 166H10V165H12ZM17 163H19V162H17ZM23 163V162H22ZM25 163V162H24ZM53 163H55L54 162V160H53ZM4 164V165H5ZM9 164V165H8ZM19 164H21V163H19ZM35 164V163H34ZM33 164V165H34ZM38 164V163H37ZM0 165V166H1ZM17 165V167H18V164H16ZM25 165L27 166V164L25 163ZM40 165V164H39ZM53 165V164H52ZM55 165H56V163H55ZM13 166V165H12ZM21 166H23L22 164L20 165V169L21 168H23V167H21ZM42 166V165H41ZM54 166V165H53ZM68 166V165H67ZM3 167V166H2ZM1 167V168H2ZM5 166L3 167L4 169L6 168ZM28 167H30L31 168V165L30 166H28ZM183 167V165H181V164H178V165H176L174 168H177V170L178 169H181ZM206 167V166H205ZM1 168H0V170H1ZM25 168V167H24ZM35 168V167H34ZM43 168H45V167H43ZM10 169H12V167L10 168ZM10 169L8 168V173L11 175L12 173V171L13 172H15V171H19L16 175L13 173L12 175H14V176H17V178H15V179H17V180H15L13 183L15 184L16 183V185L19 187V185L21 184V185H23V183H25V182H27L28 181V178H26V177H24L22 174H24L23 172H24V169L22 170V172H21V170H17V169H19V167L18 168H15L14 166H13V169L11 170V172H10ZM36 169H37V167H36ZM53 169H56L55 167L53 168ZM219 169V167L218 166H216L215 167V171L216 170H218ZM29 170H33V169H26V171L28 172V173H26V175L25 176H27V174H28V176L27 177H29V175H30V178L32 177V175L31 174H33L34 173V171L33 172H29ZM38 170V169H37ZM39 170H40V168H39ZM58 170V169H57ZM72 170V169H71ZM7 171V170H6ZM25 171V172H26ZM40 171H42V170H40ZM53 170H52V168H51V172H52ZM1 172V171H0ZM21 172V173H20ZM43 172L44 173H48V171H44L43 170ZM43 172H41V174L43 173ZM64 172V171H63ZM3 173V174H2ZM2 173H0V175H2V177L0 176V182H1V184L0 185H2L3 183H2V181H4V180H2V178H3V175H4V178L6 177L7 178V174L8 173H6L5 174V172H2ZM31 173V174H30ZM54 173H56V172H53V174ZM69 173H71V172H69ZM18 174H20V176L18 175ZM36 173H34L33 174V178L34 177H36L37 176V174L35 175ZM57 174H58V172H57ZM60 174V173H59ZM64 174V173H63ZM63 174H60V177H61V175H63ZM6 175V176H5ZM11 175V178L12 177H14V176H12ZM35 175V176H34ZM48 175H50V173H48ZM52 175V174H51ZM50 175V176H51ZM68 175V174H67ZM47 176V175H46ZM49 176V177H50ZM54 176H59V175H54ZM53 176V177H54ZM66 176V175H65ZM10 177V176H9ZM38 177H40V175L38 176ZM48 177V176H47ZM3 178V179H4ZM5 178V180H7ZM22 178V179H21ZM27 180V181H25V179ZM32 178V179H33ZM40 178H43V177H40ZM39 178V179H40ZM66 178H68V177H66ZM263 178V177H262ZM260 179L259 180V182H258V184L259 185H257L256 186V188L259 186L260 188H262V187H264V178L263 179ZM13 179V178H12ZM12 179H11V181H12ZM32 179L26 184L27 186L26 187H28L29 186V184H31V183H34V182H32ZM36 180H38L37 178H35ZM46 179H48V178H45L44 180H39L38 182H36L35 180V183H37L36 185H38L39 184V186L41 185H43L44 184V186L46 187V185H45V181L47 182V180ZM50 179V178H49ZM54 179V178H53ZM52 178L50 179V180H53ZM56 179H57V177H56ZM60 179V178H59ZM64 180H65V178H63ZM62 179V180H63ZM2 180V181H1ZM8 181V180H7ZM7 181H5V184L6 183H8ZM23 181H25V182H23ZM42 181H44V183L43 184H40ZM54 181V180H53ZM58 181V180H57ZM67 181V180H66ZM71 181V180H70ZM50 182V181H49ZM64 182V181H63ZM9 183H10V178H9ZM12 183V184H13ZM17 183H19V184H17ZM34 183V184H35ZM48 183V182H47ZM51 183V182H50ZM55 183V182H54ZM59 183V182H58ZM62 183V181L60 182V184ZM65 183H67V182H65ZM3 185V187H1L2 189H0V191L2 190L3 191V188L4 187H6L7 186V184L6 185ZM11 184V183H10ZM13 184V185H14ZM24 184V185H25ZM16 185H14V186H12V189L11 190H13V188H15L17 191L19 190V188L17 189V187H15ZM35 185V186H36ZM48 185H49V183H48ZM47 185V186H48ZM51 185V184H50ZM63 185H64V183H63ZM66 185V184H65ZM67 185H70V184H67ZM74 185V184H73ZM147 185V184H146ZM32 186V185H31ZM52 186V185H51ZM21 188H22V186H20ZM24 187V186H23ZM34 186H32V189L31 190H33L34 189V191H35V189L37 188V186H36V188L34 187ZM44 187V188H45ZM49 187V186H48ZM53 187V186H52ZM73 187H75V186H73ZM125 187V186H124ZM141 187V186H140ZM8 188V189H7ZM10 188H11V185L9 186V187H6L4 190H8V191H10V192H8L9 194L12 192L11 190H10ZM20 188V189H21ZM25 188V187H24ZM24 188L22 189V193H24L25 191H27L28 192V188H27V190H25L24 191ZM41 188V187H40ZM44 188H41V189H39V187H38V189H39V191L40 190H44ZM47 188V187H46ZM45 188V189H46ZM50 188V187H49ZM49 188H47L46 190H44L45 191V194L47 193V191L48 192H50L49 190L51 189H49ZM126 188V187H125ZM14 189V190H15ZM26 189V188H25ZM37 189V190H38ZM49 189V190H48ZM58 189V188H57ZM141 189V188H140ZM148 189H150V187H146V189H145V191L144 192H147V190ZM13 190V192L14 193H16L15 191ZM43 190H42V192H41V195H43L44 194V192H43ZM62 190V189H61ZM144 190V189H143ZM143 190H141L142 192H143ZM1 191V192H2ZM34 191H31L32 193L34 192ZM60 191V190H59ZM1 192H0V196H1ZM12 192V193H13ZM30 192V193H31ZM37 193H38V191H36ZM36 192L34 193V194H36ZM57 192H58V190H57ZM61 192V191H60ZM59 192V193H60ZM64 192H65V190H64ZM63 192V193H64ZM84 192V191H83ZM2 193H4V191L2 192ZM18 193V195L21 193V190H20V192L18 191L17 192ZM17 193H16V195L15 196H12L13 194H10L9 195V198H10V201H15V198H16V202L18 203V201H19V199H18V197H16L17 196ZM30 193H27V194H30ZM43 193V194H42ZM63 193H61V194H63ZM73 194L74 193V190L71 188L70 190H69V194ZM5 195L7 194L6 192L4 193ZM4 194H2L3 196H4ZM39 194V193H38ZM45 194L43 195V196H45ZM48 194V193H47ZM50 194H51V192H50ZM54 194V193H53ZM57 194V193H56ZM64 194H66V193H64ZM70 194V195H71ZM8 195V194H7ZM24 195V194H23ZM22 194H20V197L21 196H23ZM26 195V194H25ZM24 195V196H25ZM31 195V194H30ZM41 195H36V196H41ZM49 195V194H48ZM47 195V196H48ZM59 194H57V196H58ZM67 195V194H66ZM70 195H68V197L70 196ZM2 196V197H3ZM33 197H32V199H31V202L34 204V206H36L35 205V203H34V201L35 200H39V198H37L36 199V197H34V195H32ZM72 196V195H71ZM91 196V195H90ZM142 196V195H141ZM1 197V198H2ZM7 197L8 196H6V199H7ZM13 197V198H12ZM19 197V198H20ZM28 197V195L26 196V197H24V198H27ZM42 197V196H41ZM84 197V196H83ZM143 197V196H142ZM30 198V197H29ZM33 198H34V200H33ZM46 198H48V197H46ZM46 198H44V200L46 199ZM50 198H51V196L49 195V200H50ZM52 198H54V197H52ZM56 198V197H55ZM54 198V199H55ZM61 198V197H60ZM59 198V199H60ZM63 198V197H62ZM71 198V197H70ZM91 198H92V196H91ZM156 198H160V196H155V197H149V200L148 199H146V201H145V205L143 206V203H141L140 205H138V206H135V209L137 208L138 210V213H139V216H140V219H141V221L142 222H144L146 225H147V227L150 225L149 224V221H151L152 222V219L154 220L155 219V216L157 215V213H158V210H157V205L159 204L158 203V201L156 202L155 201V199ZM5 199V198H4ZM11 199H14V200H11ZM18 199V200H17ZM21 199V198H20ZM63 199H65V198H63ZM62 199V200H63ZM75 199V198H74ZM22 200V199H21ZM25 200H28V199H25ZM30 200V199H29ZM40 200H41V198H40ZM49 200H47V201H49ZM53 200V199H52ZM69 200V202H70V200L71 199H68ZM78 200V199H77ZM2 201H5V203L6 202H10L9 201V199H7V200H2ZM22 201H24V200H22ZM60 201V200H59ZM64 201V200H63ZM73 201V200H72ZM75 201V200H74ZM21 201H19V203H20ZM28 202V201H27ZM30 202V201H29ZM37 202V205H38V203L41 205L42 203H43V198H42V201L41 202H39V201H36ZM50 203L48 204V205H50L51 204V200L49 201ZM56 201H54V203H55ZM57 202H58V200H57ZM66 202H67V200H66ZM132 202V201H131ZM4 202H3V204H5ZM11 203H13V205L15 204L14 202H11ZM10 203V204H11ZM16 203V204H17ZM19 203H18V205H19ZM22 203V202H21ZM25 203V202H24ZM24 203L22 204L24 207H25V205H24ZM32 203H31V205L30 206H32V209L34 208L33 207V205H32ZM47 202H45V203H43V204H46ZM53 203V202H52ZM71 203V202H70ZM73 203V202H72ZM103 203H105V202H103ZM3 204L1 203V208L3 207ZM15 204V205H16ZM25 204H27V203H25ZM58 204V203H57ZM56 204V205H57ZM60 204H62V203H60ZM12 205V206H13ZM15 205H14V207H15ZM48 205H46L47 207H48ZM66 206H67V204H65ZM69 205V204H68ZM74 205V204H73ZM11 207V205H9L8 204V207ZM17 206V205H16ZM22 206V207H23ZM30 206H28V204L26 205V207H28L27 209L29 210L28 212H30V210H31V214H34V213H36L37 214V216L36 217H34V215L33 216H31V217H29V216H27L26 218H28V219H26V220H19L18 218L19 217H16V218H14L15 219V221H13V219H11V221H13V223H11V221H10V223L7 225V221H6V219H5V221H3V220H0V230L1 231H9V234H7L8 236H7V238H6V240L8 241L9 240V242H10V244L9 245H4V246H2L1 244H0V248H8V247H16L17 245H16V243L14 242V241H16V240H14L13 241V239H16V236H20V234H22L21 236H24L25 235V233L23 234V232L21 233V230L22 229H24V228H33V229H36L37 227H38V225H36V223H40V221H41V224L43 223V221L45 220L46 221V218L49 216V211L47 210V209H45V205H43L44 207H43V209H45L46 211H48V212H44V214H47L48 213V215L46 216V215H43V216H46V218H44V220L43 219H38V222H35V220L38 218V215L40 214V210H41V208H40V206H36L35 208H36V211H34L35 209H31V208H29ZM51 206H53V204H51ZM104 206V205H103ZM14 207L12 208L11 207V210H7V209H10V208H7L6 207V209H5V206H4V209L5 210H7L6 211V213L8 214V212H12L11 214H13V216L15 215V213L17 212V213H19V211H16V210H18V208L17 209H14ZM19 207V206H18ZM23 207V208H24ZM40 208V209H38L37 210V208ZM46 207V208H47ZM55 207V206H54ZM1 208H0V213L2 212L1 211ZM20 209H21V213H23V211H22V208H21V204H20V207H19ZM48 208H50V206L48 207ZM57 208V207H56ZM116 207H114V209H115ZM12 209H14V210H12ZM24 209H26V208H24ZM42 209V210H43ZM51 209V208H50ZM63 208L61 207V210H62ZM76 209V208H75ZM58 208H57V212H58ZM68 210V209H67ZM102 210V209H101ZM118 210V209H117ZM149 210V211H148ZM16 211V212H15ZM33 211V212H32ZM53 211H54V209H53ZM52 211V212H53ZM77 211V210H76ZM4 212V211H3ZM14 212V213H13ZM28 212H26L25 211V213H28ZM43 212V211H42ZM65 212V211H64ZM71 212V211H70ZM21 213H20V215H21ZM39 213V214H38ZM61 213V212H60ZM67 213H68V211H67ZM66 213V214H67ZM10 214V215H11ZM30 214V215H31ZM35 214V215H36ZM55 214H57L56 212H55ZM65 214V213H64ZM69 214V213H68ZM72 214V213H71ZM78 214V213H77ZM116 214V213H115ZM182 214V213H181ZM193 214V213H192ZM0 215H4V216H6L5 215V212H4V214H0ZM9 215V214H8ZM9 215V216H10ZM19 215V216H20ZM24 215H27V214H24ZM53 215V214H52ZM59 215V214H58ZM61 215V214H60ZM76 215V214H75ZM81 215V214H80ZM16 216V215H15ZM42 216V214L39 216V218ZM50 216H51V211H50ZM56 216V215H55ZM66 216V215H65ZM69 216V215H68ZM71 216V215H70ZM82 216H84L85 217V215H82ZM81 216V217H82ZM119 216V215H118ZM125 216V215H124ZM22 217V218H21ZM20 217V219H25L23 216H21ZM58 217V216H57ZM67 217V216H66ZM9 218H11V217H9ZM43 218V217H42ZM48 218H50V221H51V218H53V219H55L53 216L52 217H48ZM68 218V217H67ZM72 218V217H71ZM79 218H80V216H79ZM86 218V217H85ZM122 218H123V215H122ZM66 219V218H65ZM73 219V218H72ZM75 219V218H74ZM73 219V220H74ZM77 219V218H76ZM75 219V220H76ZM40 220V221H39ZM47 220H49V219H47ZM58 220V219H57ZM56 220V221H57ZM60 220V219H59ZM69 220H71L70 219V217H69ZM49 221V222H50ZM63 221V220H62ZM67 221V220H66ZM121 221H123V220H121ZM47 222V221H46ZM45 222V223H46ZM49 222H47L46 223V225L50 228V229H52V227H50L51 225H48V223ZM55 222V221H54ZM64 222V221H63ZM73 222V221H72ZM79 222H80V219H79ZM82 222V221H81ZM84 222V221H83ZM38 223V224H39ZM67 222H65V224H66ZM69 223V222H68ZM122 222H120V224H121ZM51 224V223H50ZM52 224H53V222H52ZM55 224H56V222H55ZM54 224V225H55ZM57 224H59L60 225V221H59V223H57ZM64 224V223H63ZM71 224V223H70ZM73 224V223H72ZM75 224H77V223H75ZM84 224V223H83ZM43 225V224H42ZM42 225H39L40 227H42ZM58 225V226H59ZM62 225V224H61ZM74 225V224H73ZM82 225V224H81ZM122 225H124V224H122ZM36 226V227H35ZM63 226V225H62ZM61 226V227H62ZM71 226V225H70ZM126 226V225H125ZM139 226V225H138ZM35 227V228H34ZM44 227H46V226H43L42 228H43V230H45V228ZM55 228H56V226H54ZM99 227V226H98ZM141 228H142V226H140ZM41 228V229H42ZM55 228H54V230H55ZM58 228V227H57ZM71 228H74V227H71ZM78 228H80V227H78ZM92 228V227H91ZM94 228V227H93ZM144 228V227H143ZM38 229V231H39V228H37ZM40 229V230H41ZM63 229H64V227H63ZM67 229H68V227H67ZM87 229V228H86ZM90 229V228H89ZM97 229V228H96ZM148 229V228H147ZM71 230V229H70ZM75 230V229H74ZM150 230V229H149ZM172 230V229H171ZM189 230H190V228H189ZM4 231H3V233H4ZM42 231V230H41ZM41 231H39L38 233H41ZM47 231H48V229H47ZM57 231V230H56ZM60 231V230H59ZM83 231V229L81 230V232ZM91 231H92V229H91ZM96 231V230H95ZM150 231H152V230H150ZM155 231V230H154ZM161 231V230H160ZM186 231H187V229H186ZM42 232H44V231H42ZM50 233L51 232H53V231H49ZM61 232V231H60ZM65 232V231H64ZM76 232H78V231H76ZM97 232V231H96ZM121 232H123V231H121ZM139 232H140V230H139ZM149 232V231H148ZM257 232V231H256ZM2 232H0V234H1ZM8 233V232H7ZM56 233V232H55ZM62 233V232H61ZM60 233V234H61ZM70 233V232H69ZM73 233H74V231H73ZM91 233V232H90ZM89 233V234H90ZM134 233V232H133ZM135 233H136V231H135ZM143 233V232H142ZM145 233V232H144ZM155 233H157V231L156 232H154V234ZM164 233H165V231H164ZM177 233V234H176ZM193 233V234H192ZM207 233V232H206ZM43 234V233H42ZM48 234V233H47ZM46 233H44V235H47ZM58 234V231H57V233H56V235ZM99 234V233H98ZM151 234H152V232H151ZM163 234V233H162ZM28 235H30L29 233H28ZM38 235H40V234H38ZM49 235V234H48ZM51 235V234H50ZM62 235L63 234H61V237H59L60 239H61V241H62ZM82 235H84V234H82ZM91 235H92V233H91ZM133 235V234H132ZM145 235V234H144ZM146 235H148V233L146 234ZM166 235H168V232H166ZM261 235V234H260ZM12 236H14V238L12 237ZM25 236H27V235H25ZM75 236V235H74ZM100 236V235H99ZM140 236V235H139ZM170 236V235H169ZM193 236H195L196 238L195 239H197V238H199L198 240H196V241H192V242H190L191 241V239L193 238ZM28 237H31V235L30 236H28ZM38 237V238H37ZM36 237V239L37 240H40L39 239V237L40 236H37ZM51 237V236H50ZM54 237V236H53ZM55 237H57V236H55ZM55 237H54V239H55ZM58 237H57V239H58ZM64 237V236H63ZM72 237V236H71ZM93 237H95L94 235H93ZM92 237V238H93ZM117 237V236H116ZM119 237V236H118ZM117 237V238H118ZM142 237V236H141ZM140 237V238H141ZM150 237V236H149ZM153 237V236H152ZM160 238H161V236H159ZM164 237V236H163ZM12 240H11V239ZM23 238V237H22ZM21 238V239H22ZM35 238V237H34ZM42 238H43V235H42ZM70 238V237H69ZM77 238V237H76ZM87 238V237H86ZM134 237H132L131 239H133ZM138 238V237H137ZM147 238V237H146ZM165 238H166V236H165ZM24 239V240H23ZM22 239V241H25V237ZM29 239V242L27 243V245L29 246V244L31 245V247L32 248H30V250H25L24 248H27V247H24V248H22V249H24V251H29V254L28 255H30L31 257H28V260H26V258L25 257H12V256H10V254H12V252H13V254L15 253V254H19V253H21V251L19 252V250H20V248H21V244H22V242L20 241V243L18 242V244H20V248H19V245H18V248L16 247V251H17V253L15 252V248L13 249L14 251H12V248L10 249V248H8V249H10L11 251H9L10 253H9V256L8 257H4V256H6V254L4 253L5 251H7V249H5V251H4V249L2 250L3 251V253L4 254H1L0 253V255L2 256V259H1V257H0V259H1V261H2V263H1V261H0V263L1 264H46V262H45V260L47 261V263L49 264V259H46V258H49V257H51L50 255H53V254H55V253H58V252H60V255H61V252L62 251H59L61 248V246L62 245H59V244H63V242H61V243H54L52 240V238H50V239H46L45 241L47 242V243H43V244H45V245H47L48 246V248H47V246H44V247H46V249L48 250H45V248H43L44 250H43V255H39V254H42V250H37V249H40L39 247L40 246H37L36 247V242L38 243L39 241H37L36 239H31V238H27L26 240H28ZM72 239H74V237L72 238ZM77 239H81V238H77ZM87 239H89V238H87ZM87 239H85V240H87ZM91 239V238H90ZM135 239V238H134ZM145 239V238H144ZM154 239V238H153ZM0 240H2V238H0ZM48 240V241H47ZM59 240V239H58ZM70 240V239H69ZM76 240V239H75ZM138 240V239H137ZM150 240V239H149ZM157 240V239H156ZM155 240V241H156ZM162 240V239H161ZM17 241H18V237H17ZM56 241V240H55ZM64 241H65V239H64ZM67 241V240H66ZM72 241V240H71ZM78 241V240H77ZM94 241V240H93ZM134 241V240H133ZM145 241V240H144ZM158 241V240H157ZM157 241H156V243H157ZM163 241V240H162ZM161 241V242H162ZM41 242H43V241H41ZM82 242V241H81ZM80 242V243H81ZM146 242H148V241H146ZM161 242L160 243H158V244H161ZM190 242V243H189ZM8 243V242H7ZM12 243V244H11ZM23 243H25V242H23ZM67 243V242H66ZM70 243V242H69ZM68 243V244H69ZM74 243V245H75V243L76 242H73ZM84 243V242H83ZM86 243V242H85ZM88 243H90V242H88ZM87 243V244H88ZM127 243H129V242H127ZM132 243V242H131ZM150 243H153V241L151 242L150 241ZM165 243V242H164ZM42 243H40L39 245H41ZM43 244H42V246H43ZM82 244V243H81ZM91 245L92 244H94V243H90ZM90 244L87 246V249L86 250H88V252H89V254H88V256L87 255H84V254H78L77 256H75V258H74V256L72 257V258H74L73 259V262H71L70 260H68V261H70V262H67V263H64V264H96V259L98 258V257H100V255H101V253H99V251H95V250H93V247L92 246H90ZM124 244H126L125 242H124ZM157 244V245H158ZM167 244V243H166ZM14 245H16V246H14ZM82 245H84V244H82ZM145 245H146V243H145ZM152 245V244H151ZM169 245V244H168ZM24 246V244L22 245V247ZM25 246H26V243H25ZM80 246V245H79ZM147 246H150V245H147ZM156 246V245H155ZM161 246V245H160ZM167 246V245H166ZM62 247H64V249H65V246H62ZM78 247V246H77ZM125 247H126V245H125ZM151 247V246H150ZM81 248V247H80ZM85 248H86V246H85ZM172 248V249H171ZM28 249V248H27ZM75 248H73V250H74ZM82 249V248H81ZM142 249V245H140V244H137V245H134L133 246V252L134 251H136L137 252V250H141ZM144 249V248H143ZM151 249V248H150ZM63 250V249H62ZM66 250V249H65ZM69 250L70 249H68V252H69ZM72 250V251H73ZM156 250V249H155ZM39 251H41V252H39ZM48 253H47V252ZM80 253H81V251L80 250H78ZM130 251H131V249H130ZM154 251V250H153ZM1 252V251H0ZM8 252V251H7ZM19 252V253H18ZM31 252V253H30ZM44 252H46L47 253V255L49 256H47L46 257V253L44 254ZM64 252V251H63ZM83 252V251H82ZM100 252H103L104 253V250L102 249ZM133 252H132V256H133ZM140 252H142V251H140ZM24 253V252H23ZM23 253H21V254H23ZM71 253V252H70ZM128 253V252H127ZM8 254V253H7ZM20 254V255H21ZM77 254V253H76ZM150 254V253H149ZM157 254V253H156ZM45 255V256H44ZM59 255V256H60ZM140 255V254H139ZM19 256V255H18ZM23 256H27V254L25 255H23ZM40 258H39V257ZM44 256V257H43ZM58 256V255H57ZM58 256V257H59ZM65 257H66V255H64ZM131 256V257H132ZM143 256V255H142ZM43 257V258H42ZM68 257H69V254H68ZM135 257V256H134ZM138 257V256H137ZM160 257H157V258H160ZM196 257H198L199 258V260H197L196 259ZM4 258H6V259H4ZM25 258V259H24ZM55 258H56V261H57V257H56V255H55ZM61 258V257H60ZM63 258V257H62ZM61 258V259H62ZM139 258V257H138ZM142 258V257H141ZM144 258V257H143ZM153 258H155V257H153ZM66 259V258H65ZM64 259V260H65ZM69 259H71V257L69 258ZM130 259V258H129ZM132 259V262H134L133 260V258H131ZM151 259H152V257H151ZM50 260H51V258H50ZM52 260H54V259H52ZM51 260V262H53ZM124 260H126L125 258H124ZM60 261V260H59ZM67 261V260H66ZM96 261V262H95ZM110 261V263L109 264H116V263H118V264H123V262H117V260L115 259V258H113V259H111V260H109ZM135 261H137V259L135 260ZM62 262H63V260H62ZM61 262V263H62ZM141 262H142V260H141ZM59 263V262H58ZM99 263V262H98ZM97 263V264H98ZM139 263V262H138ZM53 264H56V263H54L53 262ZM100 264V263H99ZM104 264V263H103ZM128 264H129V261H128ZM140 264H144V263H140Z\"/></svg>",
	"mask_w": 264,
	"mask_h": 264
}]
</instances>
